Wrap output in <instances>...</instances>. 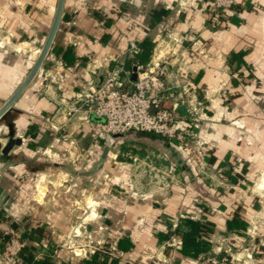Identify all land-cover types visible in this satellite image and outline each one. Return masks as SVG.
Instances as JSON below:
<instances>
[{
  "label": "crops",
  "instance_id": "crops-1",
  "mask_svg": "<svg viewBox=\"0 0 264 264\" xmlns=\"http://www.w3.org/2000/svg\"><path fill=\"white\" fill-rule=\"evenodd\" d=\"M59 2L0 0V110L36 64ZM212 2L64 0L41 68L0 117V242L19 236L56 264H90L97 252L118 264H264V0H238L210 22ZM146 41V65H168L183 124L181 100L198 105L196 158L152 133L93 140L84 113L63 123L110 71L132 73L130 43L142 54ZM189 221L212 229L198 258L181 253Z\"/></svg>",
  "mask_w": 264,
  "mask_h": 264
},
{
  "label": "built area",
  "instance_id": "built-area-1",
  "mask_svg": "<svg viewBox=\"0 0 264 264\" xmlns=\"http://www.w3.org/2000/svg\"><path fill=\"white\" fill-rule=\"evenodd\" d=\"M236 3V0H213L210 14L216 19L221 11H232ZM140 52V47L131 42L128 55L132 57ZM133 69L132 73L110 71L103 84L98 87L90 86L88 91L79 94L75 101L67 105L62 118L63 123H69L77 114L84 113L93 140L130 132H146L175 141L191 158L198 157L200 150L194 139V129L199 128L201 121L198 116V105L193 106L189 101L181 100V104L186 105L189 115L188 123L183 124L176 113L179 106L177 95L166 84L167 63L153 61L150 65L133 64ZM172 99L177 101L174 106L165 107L164 103ZM91 114L101 121H92ZM66 137L62 135L61 138ZM25 247L26 244L19 236L2 240L0 261L20 263V254ZM165 263L166 261L156 259L151 264ZM213 263L235 264L226 257L220 261L214 260Z\"/></svg>",
  "mask_w": 264,
  "mask_h": 264
},
{
  "label": "trees",
  "instance_id": "trees-1",
  "mask_svg": "<svg viewBox=\"0 0 264 264\" xmlns=\"http://www.w3.org/2000/svg\"><path fill=\"white\" fill-rule=\"evenodd\" d=\"M222 12V13H221ZM221 15L225 13L221 11ZM208 19L210 22H214L215 17L211 16L210 10L207 12ZM220 15V14H219ZM152 43L146 41L141 44L143 53L141 52L137 55H133L130 60L129 64H141L146 65L147 58L149 56V52L152 49ZM190 229L182 235V248L181 253L185 256H189L192 258H198L200 255L206 253L207 251L211 250V243H209L206 239L208 234L212 233V229L208 223H204L201 221H189ZM35 234L36 231H26L27 234L29 233ZM30 233V235H31ZM32 237V236H31ZM9 236L2 237L3 240L9 239ZM35 249L33 247H25L24 251L20 254V260L24 261L25 264H56L51 262L49 259L38 260L36 259L34 252ZM90 264H118L117 260L108 261L106 259L100 260V254L97 252L95 253L91 260L89 261Z\"/></svg>",
  "mask_w": 264,
  "mask_h": 264
},
{
  "label": "water",
  "instance_id": "water-1",
  "mask_svg": "<svg viewBox=\"0 0 264 264\" xmlns=\"http://www.w3.org/2000/svg\"><path fill=\"white\" fill-rule=\"evenodd\" d=\"M63 3H64V0H60L59 2V7H58V12H57V16H56V19H55V22H54V25H53V29L51 31V34L49 36V39L45 45V47L43 48L36 64L34 65L31 73L29 74L28 78L26 79V81L23 83V85L20 87V89L17 91V93L4 105V107L0 110V117L15 103V101L18 99V97L23 93V91L25 90V88L29 85V83L34 79V77L36 76L37 72L39 71V69L41 68L44 60H45V57L51 47V44H52V41H53V38H54V35H55V32H56V29L58 27V23L60 21V18H61V13H62V8H63ZM133 79H134V76H133ZM90 119L92 121H101L100 119H98L97 117H95L93 114L90 115ZM133 132L131 133H127L125 135H119V136H108L107 137V143L109 146H111V144L119 139V138H122V137H125V136H128V135H131ZM137 134V133H136ZM147 134H150V133H146V132H139L138 133V136L140 137H146V136H150V135H147ZM152 137L155 138V141H164V139L162 137H159L157 135H152Z\"/></svg>",
  "mask_w": 264,
  "mask_h": 264
},
{
  "label": "rangeland",
  "instance_id": "rangeland-1",
  "mask_svg": "<svg viewBox=\"0 0 264 264\" xmlns=\"http://www.w3.org/2000/svg\"><path fill=\"white\" fill-rule=\"evenodd\" d=\"M236 1H237V3H236V5L233 7L232 11L238 6V0H236ZM100 249H102V248H100Z\"/></svg>",
  "mask_w": 264,
  "mask_h": 264
}]
</instances>
